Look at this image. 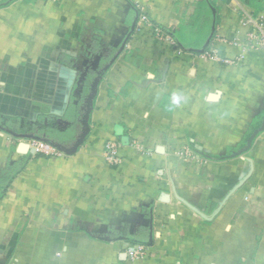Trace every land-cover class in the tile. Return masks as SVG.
I'll use <instances>...</instances> for the list:
<instances>
[{"label":"crops","instance_id":"1","mask_svg":"<svg viewBox=\"0 0 264 264\" xmlns=\"http://www.w3.org/2000/svg\"><path fill=\"white\" fill-rule=\"evenodd\" d=\"M259 15L264 0H0V264H264V49L241 25ZM117 52L77 152H19L25 135L73 146ZM134 244L150 246L130 263Z\"/></svg>","mask_w":264,"mask_h":264},{"label":"built area","instance_id":"2","mask_svg":"<svg viewBox=\"0 0 264 264\" xmlns=\"http://www.w3.org/2000/svg\"><path fill=\"white\" fill-rule=\"evenodd\" d=\"M140 23L145 24L149 29H151L153 35H155L162 42L168 43L171 47L177 46L175 40H173L169 35H166L159 27L154 26L145 15L140 16ZM241 25L247 30L248 42L250 44H253V46L258 49H264V15H259L256 18H242ZM211 53L212 56L215 57V52L212 51ZM238 61L239 59H223L222 64L233 65ZM26 143L29 145V148H33L35 150L34 154L44 155L48 157L61 154L59 150L45 142L37 140H28ZM120 148L121 145L114 140H108L105 142L104 156L105 160L109 164L119 165L122 162V158L119 154ZM134 148L138 153H144L140 145H134ZM179 155L183 158L190 157L191 151L187 149H182L181 151H179ZM125 252L126 259L130 263H132L147 254V247L145 245L134 244L127 248Z\"/></svg>","mask_w":264,"mask_h":264},{"label":"water","instance_id":"3","mask_svg":"<svg viewBox=\"0 0 264 264\" xmlns=\"http://www.w3.org/2000/svg\"><path fill=\"white\" fill-rule=\"evenodd\" d=\"M208 42H209V40L206 42V44H208ZM125 44H126V40H124L122 43V47H121L122 50H123ZM206 44L200 50H196V51L203 54L206 51V47H207ZM118 55H119V52H117V54H115L113 56L112 60L109 62L108 65H106L104 67L102 72L97 73L95 75V77L93 78V80L90 84L89 92L86 96V100H85V104H84V110H83V115H82V120H81V130H80V133L77 136L73 146L65 147V146H62L61 144L54 143V142H52L46 138H42V137L35 136V135H30V136L25 135V136H20V138H22L23 142L20 143V145H19V149H18L19 152H25V153L30 152V153L34 154L35 150L33 148H29V145L26 143V140H37V141L45 142V143L53 146L54 148L59 150L64 155H73L74 153H76L78 148L84 143V140L90 131L89 118H90V114H91V111L93 108V101H94L96 93H97L98 84H99L101 77H102V73L108 69L109 65H111L113 63V61L117 58ZM263 127H264V119H263V123H262L260 130H262ZM256 133L250 137L248 144H251ZM13 135L15 137H19L15 133H13ZM144 245L150 246L148 244H144Z\"/></svg>","mask_w":264,"mask_h":264},{"label":"trees","instance_id":"4","mask_svg":"<svg viewBox=\"0 0 264 264\" xmlns=\"http://www.w3.org/2000/svg\"><path fill=\"white\" fill-rule=\"evenodd\" d=\"M207 159H211V160H214V159H218V158H215L213 156H207V155H204Z\"/></svg>","mask_w":264,"mask_h":264},{"label":"rangeland","instance_id":"5","mask_svg":"<svg viewBox=\"0 0 264 264\" xmlns=\"http://www.w3.org/2000/svg\"><path fill=\"white\" fill-rule=\"evenodd\" d=\"M28 140H26V142H27ZM39 155V154H38ZM42 156V155H41Z\"/></svg>","mask_w":264,"mask_h":264},{"label":"flooded vegetation","instance_id":"6","mask_svg":"<svg viewBox=\"0 0 264 264\" xmlns=\"http://www.w3.org/2000/svg\"><path fill=\"white\" fill-rule=\"evenodd\" d=\"M66 145H68V144H66Z\"/></svg>","mask_w":264,"mask_h":264}]
</instances>
